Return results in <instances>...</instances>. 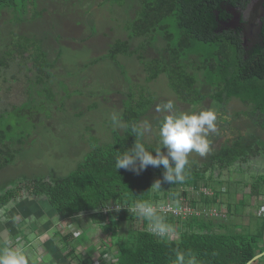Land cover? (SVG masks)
Instances as JSON below:
<instances>
[{
  "label": "trees",
  "instance_id": "obj_1",
  "mask_svg": "<svg viewBox=\"0 0 264 264\" xmlns=\"http://www.w3.org/2000/svg\"><path fill=\"white\" fill-rule=\"evenodd\" d=\"M34 1L21 0V4L25 7ZM113 1L120 3L123 0ZM160 1L156 6L151 2L144 4L143 14L141 12L134 19V27L128 28L126 38L113 42L109 56L113 60L119 54L136 56L143 64L146 80L153 81L165 74L171 88L183 97L185 103L201 104L211 96L210 99L220 106L218 112L221 116H217L219 126L229 130L226 140L222 145L215 146L214 143L226 134L218 131L207 135L210 142L209 157L204 162L188 159L186 179L182 184L165 182L162 166H149L140 174L123 168L116 170V158L135 143L136 137L131 131V125L141 124L149 112L143 100L135 98L134 103L123 110V131L117 132L112 141L95 144L84 160L65 176L33 178L26 183L19 181L14 185L7 183L1 189L0 206L21 196L26 188L32 195L45 196L62 217L95 214V219L105 227L106 236H110L111 243H114L110 248L112 257L107 260L102 255V264H175L178 252H191L196 256L197 264H246L263 251L256 247L257 234L240 230L238 226L231 229L232 220L227 215L225 218L203 212L184 217L163 213L178 235L170 240H161L149 233L145 220L127 208L108 214L101 211L107 204L131 205L137 200L177 206L181 198L188 199L198 207L220 209L219 192L213 190V194H206L201 189L203 186L211 187L210 177L214 176V169L217 166L229 168L237 161H247L252 156L264 154L262 136L248 131L238 137L232 121L227 119L223 122V115L231 100L236 98L247 107L246 115L253 121V125L264 129V61L245 60L240 53V38L237 35L226 37L218 27H209L213 15L211 11L202 9V0ZM14 4L15 0H0L1 8L14 7ZM169 15L176 18L175 29L167 27L164 22ZM158 24L159 32L155 37L151 36L152 32L157 31ZM152 37L155 45L147 44L145 48L133 45L135 38H140V43L141 39L147 43L146 40L150 41ZM27 38L28 34H20L1 55L0 77L9 68L14 69L16 64L18 79L21 76L29 78L34 73L38 85H41V78L47 76L51 79L55 73L57 57L50 60L43 42L45 39L35 46ZM175 38L178 42L173 45ZM196 45H203V51L196 53ZM152 50L156 54L149 56ZM200 80L202 84L198 88ZM6 115L7 112L0 111V119ZM11 129V124L0 128V170L15 160L14 153L22 145L19 140L14 142L4 134ZM144 142L153 155H156L155 149L161 147L159 136L154 141H148L144 136ZM161 151L166 154L167 150L161 148ZM7 155H10L9 159ZM262 176L264 180V174ZM157 180L161 181L159 191L151 189ZM260 181L252 182L254 194L259 193ZM9 185L10 188H7ZM125 224L127 229L124 230ZM80 264H94V260L91 256H85L81 258Z\"/></svg>",
  "mask_w": 264,
  "mask_h": 264
},
{
  "label": "rangeland",
  "instance_id": "obj_2",
  "mask_svg": "<svg viewBox=\"0 0 264 264\" xmlns=\"http://www.w3.org/2000/svg\"><path fill=\"white\" fill-rule=\"evenodd\" d=\"M40 2V5L46 8L44 17L48 16L47 25H44L46 21H37L36 26L39 27L34 26L36 16L40 17L41 13L36 6H32V11L30 9L19 13L21 0H15L17 11L14 10L13 14L6 13L0 17V58L20 34H28L27 39H30L35 46L45 39L43 42L49 52L50 60L53 61L57 57L55 73L51 79L47 76L41 78V85H38V78L34 73L29 78L21 76L18 79L16 64L14 69L9 68L0 77V111L8 113L0 119V128L11 124L12 129L6 130L4 134L14 142L19 140L22 143L14 153L15 160L0 170V186L5 182L14 185L19 181L26 183L33 178L65 176L84 160L95 144L108 143L117 132L123 131L125 127L123 110L133 104L135 98L137 100L141 98L144 107L149 109L141 122L150 126V130L145 132L148 141H154L159 136L160 123L167 113L158 112L156 108L157 105L167 101L174 103L177 112L198 113L212 110L217 116H221L218 112L220 106L210 99L211 96L201 104L185 103L182 101L183 97L171 88L165 74L153 81L146 80L143 64L136 56L119 54L115 60L109 56L113 42L119 38H126L129 33L128 28L134 27V19L141 12L143 14L144 4L151 2L156 6L160 4V0H123L120 3H115L113 0H76L70 2L72 7H65L62 13L59 3L55 6L56 0H40ZM30 12L33 13L32 19ZM23 13L25 26H29L32 22V27L31 25L10 27L11 24L19 25ZM56 14H61V19L59 16L57 19L54 18ZM170 16L164 22L167 23V27L175 29L176 18ZM54 23L58 26L53 27ZM156 27H158L157 31L152 32L151 36L155 37L159 32V24ZM141 41L140 43V38H135L132 42L133 45L141 48H145L147 44L155 45L153 37L150 41L146 40L147 43L144 39ZM177 42L178 39L175 38L173 45ZM195 49L196 53L202 52L203 45H196ZM150 54L155 55L156 51L152 50L148 53L149 56ZM199 82L197 86L201 88L202 82L201 80ZM246 108L238 99L231 100L226 117L232 121L234 127L251 125L245 116L233 121L234 116L246 114ZM113 114L120 119L119 127L113 126L111 120ZM216 122L219 130V120L217 119ZM250 129V131L257 130L253 126H250ZM220 143L216 142L214 145L219 146ZM9 157L10 155H7V159ZM208 157L209 152L205 156L192 152L188 159L204 162ZM257 163L264 166V160L258 161L254 158L248 168L252 175L247 177L255 181L261 180L258 184L259 193L255 194L257 197L247 194L245 200H241L240 205L237 204V212L249 207L253 211L260 209V195H264V180L260 175L264 174V170H258ZM245 166L246 163L243 167ZM234 176V171L230 168L229 174L226 173L223 178L225 180L223 184L231 188L235 183ZM212 182L210 189L213 191L219 183ZM226 202L234 207L232 201ZM221 211V216L225 217L227 209L221 205ZM88 214H90L89 218L96 217L93 213ZM259 215L257 212L252 213V219L256 222L251 227L243 225L240 227L248 233L257 234L256 247L264 251V226H261L264 225V215ZM235 226L232 221L231 229L236 228ZM101 228L105 232V227L101 226ZM125 229H127L126 224ZM88 230L89 228H86L80 235V242L87 237ZM99 242L110 247L114 244L111 243L110 236L106 239L102 238ZM92 252L93 248L90 249V253ZM257 262L264 264V255Z\"/></svg>",
  "mask_w": 264,
  "mask_h": 264
},
{
  "label": "crops",
  "instance_id": "obj_3",
  "mask_svg": "<svg viewBox=\"0 0 264 264\" xmlns=\"http://www.w3.org/2000/svg\"><path fill=\"white\" fill-rule=\"evenodd\" d=\"M218 131L220 130L216 132ZM226 138L224 136L217 142H221L220 145H222ZM254 158L262 161L264 154L249 158L247 161H237L229 168L218 166L214 169V176L210 177V184L213 183L212 181L219 183V186L214 190L219 192L220 205L228 211L227 218H230L240 230H245L241 229V225L251 227L255 224L256 221L252 219L253 212L260 214L259 209L253 211L251 207L243 208L241 212H237V204L240 205L239 203L241 200H245L247 194L257 197L252 190V182L255 179L252 178V181L247 177V175H252L248 168ZM245 163L247 166L243 167ZM257 165L259 166L258 170H264L261 163H257ZM230 168L234 171L235 183L231 188H228L223 184L225 181L223 178L226 173L229 174ZM7 183L0 186V194L1 189ZM224 190L225 192H223ZM259 200L260 206H264V195H260ZM226 201H232L234 207H231ZM263 215L264 211L259 216ZM88 216L90 214L84 213L75 217H62L45 196L32 195L24 188L21 196L14 197L0 206V245H21L29 256H39L40 264H80L81 258L85 256H91L94 264H102V255L105 259L108 258L107 256L111 258L112 249L110 250L111 247L105 243L99 242L102 238L106 239L107 237L101 228L102 224ZM86 228H89L87 237L80 242V235ZM177 235L178 233L175 232L172 237ZM91 248H93L92 253H90ZM254 264H260V262L256 261Z\"/></svg>",
  "mask_w": 264,
  "mask_h": 264
},
{
  "label": "clouds",
  "instance_id": "obj_4",
  "mask_svg": "<svg viewBox=\"0 0 264 264\" xmlns=\"http://www.w3.org/2000/svg\"><path fill=\"white\" fill-rule=\"evenodd\" d=\"M156 110L167 113L159 126L161 147L155 149L156 155L148 150L144 142L145 132L150 130V126L147 123H133L131 131L136 137L135 143L131 149L116 158V170L123 168L140 174L149 166L156 168L162 166L165 182L182 184L186 179L189 154L195 152L205 156L210 151L207 135L217 131V115L212 110L198 113L177 112L172 101L157 105ZM111 120L114 127L120 126V119L116 114L112 115ZM161 148L167 150L166 154ZM151 189L161 190V181H155ZM163 208V204L147 200H137L127 207L129 212L147 222V230L150 234L161 240H170L175 228L167 222ZM40 260L39 256H29L21 245H0V264H40ZM175 264H197V259L191 252H178L175 256Z\"/></svg>",
  "mask_w": 264,
  "mask_h": 264
},
{
  "label": "flooded vegetation",
  "instance_id": "obj_5",
  "mask_svg": "<svg viewBox=\"0 0 264 264\" xmlns=\"http://www.w3.org/2000/svg\"><path fill=\"white\" fill-rule=\"evenodd\" d=\"M43 1V0H42ZM75 2L76 0H71L69 2H65L64 0H56L55 6L60 5V12L64 10V8H69L70 2ZM40 0H35L34 3H27L25 7L21 4V10L19 13L25 11H32V6H36L37 10L40 13V17L36 16L35 20V27L36 22H44L46 21L47 17H44V13L46 8L42 7ZM202 9L206 12L211 11L213 15V19L209 21V27H218L219 31L227 37V35H237L240 38V53L245 60H250V62H257L264 61V0H202L201 3ZM17 11L14 7H0V17L4 16V14H13V11ZM36 10V11H37ZM56 10V9H55ZM59 10V9H58ZM62 13V12H61ZM17 15V14H15ZM30 16L32 19L33 13L30 12ZM57 16L61 19V14L54 15V18L57 19ZM24 13L21 16L18 26H14L13 24L9 25L10 27H32V22L29 26H25ZM45 18V19H44ZM8 27L7 24H4ZM47 25V21L44 23ZM58 26L57 23L53 24V27ZM44 40V39H43ZM29 65H32V62H29ZM244 109V108H243ZM240 111V110H239ZM224 119L223 122L226 121L228 118L226 114L223 115ZM241 116V117H240ZM246 117L249 120L248 126L234 127L235 134L239 137L241 134H245L246 132L250 131V126L257 128L256 131H252L254 135H260L264 138V129L259 126L253 125V121L247 117L246 114H239L238 116L234 117L235 121L237 118L242 119V117ZM219 130L222 133L228 136L229 130L227 127H219ZM224 136H221L222 138ZM219 138V139H220ZM218 139V140H219ZM252 156L250 158H253Z\"/></svg>",
  "mask_w": 264,
  "mask_h": 264
},
{
  "label": "built area",
  "instance_id": "obj_6",
  "mask_svg": "<svg viewBox=\"0 0 264 264\" xmlns=\"http://www.w3.org/2000/svg\"><path fill=\"white\" fill-rule=\"evenodd\" d=\"M201 189L206 194H213V191L209 187L203 186ZM179 202L181 203L180 205H177V206H174L172 203L163 204L164 205L163 213H170V214H173L174 216L182 215L184 217L188 215H192V214L200 215L203 212H207L211 215H217V216L220 213H222V211L220 212V209H218L217 207H211L209 209L204 208L203 206L198 207L194 205L192 202H190L188 199L181 198ZM129 206L130 205H122L120 203L107 204L101 208V211L104 214H108L109 212L120 211L123 208H127ZM263 211H264V206H260L259 213L262 214Z\"/></svg>",
  "mask_w": 264,
  "mask_h": 264
},
{
  "label": "water",
  "instance_id": "obj_7",
  "mask_svg": "<svg viewBox=\"0 0 264 264\" xmlns=\"http://www.w3.org/2000/svg\"><path fill=\"white\" fill-rule=\"evenodd\" d=\"M264 255V251L256 254L251 260H249L246 264H254L260 257Z\"/></svg>",
  "mask_w": 264,
  "mask_h": 264
}]
</instances>
